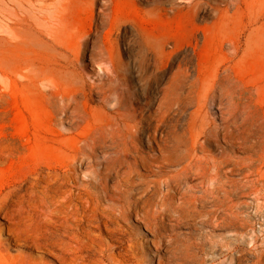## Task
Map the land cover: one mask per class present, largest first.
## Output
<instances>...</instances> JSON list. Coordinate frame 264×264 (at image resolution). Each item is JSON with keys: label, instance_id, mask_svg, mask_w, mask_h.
Segmentation results:
<instances>
[{"label": "rangeland", "instance_id": "rangeland-1", "mask_svg": "<svg viewBox=\"0 0 264 264\" xmlns=\"http://www.w3.org/2000/svg\"><path fill=\"white\" fill-rule=\"evenodd\" d=\"M0 79V264H118L135 227L134 264H264V0H0ZM133 155L156 228L80 205L65 237L62 191L135 202Z\"/></svg>", "mask_w": 264, "mask_h": 264}, {"label": "bare ground", "instance_id": "bare-ground-1", "mask_svg": "<svg viewBox=\"0 0 264 264\" xmlns=\"http://www.w3.org/2000/svg\"><path fill=\"white\" fill-rule=\"evenodd\" d=\"M78 38L80 41L83 38V36L80 35ZM72 65H74V62L70 61L67 66H72ZM33 74L35 75L34 79L31 78L33 81H39V85L43 84L47 86L46 88L50 90L52 93H54V95H57L60 92L52 78L51 79L47 78L46 74H38L36 72H34ZM3 82L4 84L3 86L2 85L1 86L3 87V93H5L8 85L7 84L5 85V80H3ZM7 147L8 146H6V150ZM6 155H10V153H8L7 151ZM139 158L142 160L145 159L143 157L133 155L132 161L130 162L131 167L128 170H124L122 172V176L124 178L123 180L127 182L126 184L127 186H139L141 188V191L137 192V194L132 197L136 200L135 202L129 200L126 205L116 203V199L114 197L115 194L114 191L113 195H109V194L105 195L107 197L108 204L106 206H103L99 203L101 199L100 193L94 191L92 188H90V186L83 188L81 191H75V189H72V187L66 188V190L62 191V195L59 197L60 199L59 205L62 212H64V215H66V218L64 220L65 237H70L69 239H72V242L75 243H77L79 239L77 238V234H76L77 232L74 231L69 232L68 229L70 228L71 230L74 228L73 227L74 223H69V221L77 220L75 217V213L79 211L80 205H84V207L88 209L87 211H85L86 213H84V215L90 220L92 219L99 221L100 217L104 216L105 220L103 221V225L109 230H112L110 224L114 222H119L121 220L128 222L131 216H134V219L136 221L142 222L146 230L152 231L156 228L150 216L152 215L153 212L155 213L157 212V209L153 208V204L155 202L154 190L158 191V194L161 197L160 194L162 193V191L160 189L161 188L160 182L157 181L156 178H149L148 174L141 173L136 169L138 166L137 164L139 163ZM48 159H49L48 160L49 169L52 168L60 169L63 165L74 166L76 157L69 158V155H50V158ZM160 161L169 162L173 164L175 162L179 163L184 161L186 162L183 166L185 169H189L191 167H195L197 170L203 169V158L198 157L197 155H180L178 158L176 157V155H168V156L162 155L160 157ZM148 166H151V164H148ZM159 196L157 202L160 201ZM69 213H71L70 216H68ZM95 227L97 229H100V224L95 225ZM137 230L138 228L135 227L132 229V231L128 233L130 242L126 250L127 257L124 258L123 262L119 261L118 264H134L132 260L133 259L135 260V255L137 253V242L134 241L133 239L138 237ZM144 241L147 242V239H145ZM61 243L62 245L60 246V250H62L61 253L62 255L60 256V259L65 261L64 256L68 252H72L73 254H76L77 252L76 244L72 245L71 242L66 241V239H64V241H61ZM69 247H71V250L67 251Z\"/></svg>", "mask_w": 264, "mask_h": 264}]
</instances>
